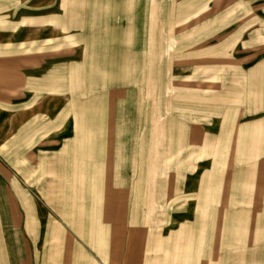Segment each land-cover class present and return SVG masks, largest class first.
Instances as JSON below:
<instances>
[{
	"label": "rangeland",
	"instance_id": "obj_1",
	"mask_svg": "<svg viewBox=\"0 0 264 264\" xmlns=\"http://www.w3.org/2000/svg\"><path fill=\"white\" fill-rule=\"evenodd\" d=\"M263 54L264 0H0V182L89 226L97 264H264L237 137Z\"/></svg>",
	"mask_w": 264,
	"mask_h": 264
},
{
	"label": "crops",
	"instance_id": "obj_2",
	"mask_svg": "<svg viewBox=\"0 0 264 264\" xmlns=\"http://www.w3.org/2000/svg\"><path fill=\"white\" fill-rule=\"evenodd\" d=\"M242 71L246 117L239 122L237 137L239 145L254 142L256 148L252 152H261L264 150V54ZM29 130L22 126L16 135L21 137ZM11 198L15 207L14 224L5 213ZM64 216L50 210L38 197L24 193L16 181L9 185L0 182V264H97L102 258L101 250L88 247L89 237L81 235L87 233L89 226L59 219ZM101 216L100 212V223L96 220L94 233L102 241Z\"/></svg>",
	"mask_w": 264,
	"mask_h": 264
}]
</instances>
